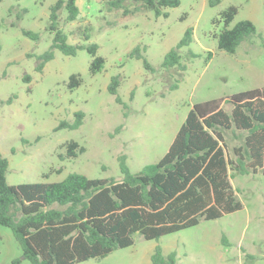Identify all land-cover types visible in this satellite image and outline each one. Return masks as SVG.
Masks as SVG:
<instances>
[{
	"label": "rangeland",
	"instance_id": "374dc122",
	"mask_svg": "<svg viewBox=\"0 0 264 264\" xmlns=\"http://www.w3.org/2000/svg\"><path fill=\"white\" fill-rule=\"evenodd\" d=\"M57 1L0 0V152L9 161V185L56 183L71 173L121 180L119 158L127 157L132 173L157 163L196 104L264 88V0H221L215 6L209 0H180V6L164 10L168 17L149 10L125 15L111 7L115 0H78V20L69 21L63 8L58 27L71 45H98L104 70L92 74V56L79 49L75 56L54 50V59L39 72V58L55 37L50 15ZM123 4L134 8L130 0ZM231 6L238 8L232 25L249 20L257 29L234 54L221 51L215 37L224 28L215 20ZM189 29L192 43L179 50L181 66L163 67ZM137 48L142 58L132 55ZM73 75L81 78L75 89ZM114 77L120 78L124 105L108 91ZM224 109L230 112L231 106ZM77 112L84 113L80 128L58 129L73 124ZM227 140L233 159L232 147L240 141ZM69 142L85 152L68 157ZM231 184L241 210L158 241L136 236L130 247L78 264H153L157 246L165 256L175 252L176 264H264V175H235ZM0 264H31L12 231L2 226Z\"/></svg>",
	"mask_w": 264,
	"mask_h": 264
},
{
	"label": "trees",
	"instance_id": "16d2710c",
	"mask_svg": "<svg viewBox=\"0 0 264 264\" xmlns=\"http://www.w3.org/2000/svg\"><path fill=\"white\" fill-rule=\"evenodd\" d=\"M78 0H58L51 7L50 30L53 44L40 56L37 71L54 59V50L75 56L85 49L92 56L90 71L98 74L105 68V59L97 55L98 45H71L68 36L58 27L59 12L65 8L68 20L81 15ZM134 8H126L123 0L111 2L113 9H124L125 15L141 10L154 11L157 17L164 10L180 6V0H130ZM221 0H209L211 6ZM238 8L231 6L217 22L224 28L215 34L218 48L234 54L246 40L257 34L249 20L232 25ZM33 40L39 35L24 31ZM89 38L86 37V40ZM192 43V30L165 56L163 67L181 66L179 50ZM132 55L142 58L140 49ZM144 65L150 69L147 60ZM30 80V76L25 78ZM81 85V78L71 77L70 87ZM120 78L114 77L108 88L116 102ZM231 106V111L224 109ZM126 108V106H124ZM73 124L62 123L58 129H78L84 113L77 112ZM240 141L232 147L233 159L227 155V137ZM68 157L76 158L85 148L77 142L67 144ZM121 180L90 179L71 173L56 183L9 185V161L0 152V226L9 228L18 241L25 259L31 264H78L102 259L111 253L132 246L135 237L147 241L213 221L242 209L237 191L231 184L235 175H264V88L233 95L229 99L196 104L189 112L169 151L157 163L132 173L125 155L119 158ZM17 260L16 263H19ZM153 264H176V253L163 254L160 246L152 255Z\"/></svg>",
	"mask_w": 264,
	"mask_h": 264
}]
</instances>
